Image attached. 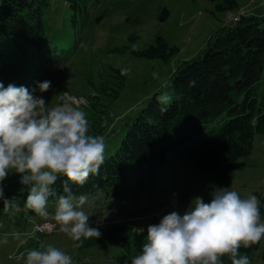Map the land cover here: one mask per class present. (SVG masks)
Here are the masks:
<instances>
[{
  "label": "trees",
  "instance_id": "16d2710c",
  "mask_svg": "<svg viewBox=\"0 0 264 264\" xmlns=\"http://www.w3.org/2000/svg\"><path fill=\"white\" fill-rule=\"evenodd\" d=\"M60 1L68 8L67 20L75 35V44L66 49L40 45L44 35L43 15L49 0H0L1 76L15 64L16 51L21 77L37 61L39 68L45 70L50 57L56 58L53 70L67 64L86 24L88 9L101 0ZM207 1L216 13L237 8L235 0ZM166 16V10H162L160 19ZM56 51L60 52L59 57L50 54ZM177 52L176 47L157 36L135 55L167 63ZM97 76L95 82L87 76L82 82L87 91L84 110L93 135H99L103 129L106 106L100 99L106 97L107 102H112L124 84L119 70L110 66ZM191 82L194 85L190 86ZM261 83H264V17L239 16L238 21L217 28L207 38L200 56L175 67L165 88L170 99L158 103L160 91H157L146 100L132 121L125 124L123 136L106 157L99 174L92 176L82 188L73 186L77 194L92 196L99 190L104 203H115L110 210L111 220L93 224L99 227L101 236L83 240L78 251L119 246L121 251L105 264H131L141 254L145 232L138 229L135 219L126 223L112 220H125L134 210L139 212L135 207L143 187V173L151 175L154 167L169 155L173 154L182 165L213 172L211 180L215 188H229L237 160L250 153L254 135L264 134V95L258 97L255 91ZM161 108L167 110L162 112ZM218 118L215 125L208 127ZM65 179L59 178L53 186L57 193H62ZM13 195L25 203L28 190ZM258 245L259 242L249 248L241 246L240 251L249 259ZM260 256L264 260V247ZM223 260L224 264H231L228 258Z\"/></svg>",
  "mask_w": 264,
  "mask_h": 264
},
{
  "label": "rangeland",
  "instance_id": "374dc122",
  "mask_svg": "<svg viewBox=\"0 0 264 264\" xmlns=\"http://www.w3.org/2000/svg\"><path fill=\"white\" fill-rule=\"evenodd\" d=\"M235 1L236 9L216 13L207 0H101L98 5L88 9V18L80 38L62 69L53 70L56 58L50 57L49 66L45 70L39 68L37 61L38 64L31 70L27 68L23 71L29 73L21 77L18 74L16 51L15 64L6 75H0V83L5 88L14 84L17 87L25 86L30 91L35 90V95L51 104L57 102L54 97L56 94L65 91L83 100L86 105L84 97L87 91L82 86L84 78L91 77L95 82L98 73L105 71L107 67L119 70L124 84L118 97L112 102H107L106 97L100 99V103L106 106V113L99 135L105 138L107 157L123 136L125 124L132 121L153 93H166L163 85L167 83L175 67L183 61L200 56L207 38L217 28L225 25L227 18L235 14L237 16L234 18L264 17V0ZM48 3L43 15L44 35L40 45L69 48L75 44V35L67 20L68 8L60 0H49ZM162 10L167 12L164 20L160 19ZM234 18L231 19L232 24ZM157 36L178 50L167 63L135 55L137 51L151 44ZM56 52L49 53L59 57L60 52ZM44 81H50L51 87L48 92L40 93L37 85ZM255 91L258 97L263 96L264 83L258 85ZM218 120L219 118L208 127L215 125ZM213 174L192 165H182L173 154L169 155L163 163L154 167L151 175L146 171L143 173V187L135 207L139 212L134 210V214L127 215V221L137 218L134 223L140 231L144 229L146 243L147 227L158 224L163 216L172 211H178L182 215L196 197H202L206 203L210 202V192L215 188L211 180ZM19 180V175L10 172L3 182L4 198L15 199L21 210L6 212L3 201L0 200V264H25L29 250L49 244L71 255L74 264H105L121 251L117 245L96 246L78 251L75 247L77 242L58 230L35 232V225L51 221H46L24 208V203L13 195L28 190L20 185ZM229 189L237 191L242 198L248 195L257 196L260 200L261 217L264 219V134L254 135L250 153L237 160ZM176 195L174 208L162 211L161 208L166 206L167 200ZM111 203L112 201L108 202ZM103 205V196L99 194L94 202L84 206L83 210L90 216L92 224L111 220V205L106 203L105 208ZM50 210L53 211L51 202L49 212ZM154 214L158 216L154 218ZM263 247L264 239H261L257 250L249 254L250 264H264L260 256ZM240 253L243 255L242 251ZM225 258L227 257L223 259Z\"/></svg>",
  "mask_w": 264,
  "mask_h": 264
},
{
  "label": "clouds",
  "instance_id": "9594fccd",
  "mask_svg": "<svg viewBox=\"0 0 264 264\" xmlns=\"http://www.w3.org/2000/svg\"><path fill=\"white\" fill-rule=\"evenodd\" d=\"M37 87L40 93L48 92L51 82L38 83ZM54 97L57 102L51 104L35 95V90L14 84L5 88L0 83V200L6 212L21 210L15 199L4 198L3 182L14 172L20 176V185L28 189L24 208L50 220L52 230L58 229L79 242L75 247H81L83 240L101 236L99 227L93 226L83 210L95 201L99 190L90 196L77 194L73 186L82 188L99 174L107 145L103 136L90 134L83 100L65 91ZM169 99L167 93L157 98L158 103ZM166 110L161 108L162 112ZM61 177L66 179L62 193H57L53 186ZM210 195L208 203L196 197L182 215L172 211L158 224L149 225L141 254L131 264H224V257L231 264H250L240 248L264 239L260 200L255 195L242 198L227 187L215 188ZM110 205L112 210L115 203ZM127 220L112 221H131ZM25 264L74 261L71 255L49 244L29 250Z\"/></svg>",
  "mask_w": 264,
  "mask_h": 264
},
{
  "label": "built area",
  "instance_id": "2783aa9c",
  "mask_svg": "<svg viewBox=\"0 0 264 264\" xmlns=\"http://www.w3.org/2000/svg\"><path fill=\"white\" fill-rule=\"evenodd\" d=\"M239 17L234 18L233 22L238 21ZM175 202H177V195L172 196L170 200H167V204L165 207H162V211H169L170 209L174 208ZM158 215L154 214L153 217L156 218ZM58 230V229H57ZM34 231L37 233H47V232H54L55 230H52V222H43L39 225L34 226Z\"/></svg>",
  "mask_w": 264,
  "mask_h": 264
},
{
  "label": "crops",
  "instance_id": "0c3cea01",
  "mask_svg": "<svg viewBox=\"0 0 264 264\" xmlns=\"http://www.w3.org/2000/svg\"><path fill=\"white\" fill-rule=\"evenodd\" d=\"M259 7H255V9H258ZM235 16H237L236 14L235 15H232V16H230V18H227L226 20H225V25H223V26H230V25H232V21H231V19H233ZM105 206H106V203H105V205H103V208H105Z\"/></svg>",
  "mask_w": 264,
  "mask_h": 264
}]
</instances>
